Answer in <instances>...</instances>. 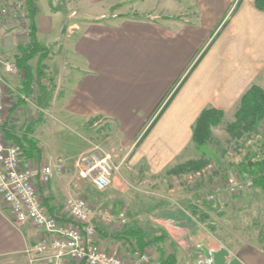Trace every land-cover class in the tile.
Returning a JSON list of instances; mask_svg holds the SVG:
<instances>
[{
    "label": "crops",
    "instance_id": "crops-1",
    "mask_svg": "<svg viewBox=\"0 0 264 264\" xmlns=\"http://www.w3.org/2000/svg\"><path fill=\"white\" fill-rule=\"evenodd\" d=\"M62 1L63 7L54 11L50 0H34L37 34L48 47L43 39L57 32L59 38L66 28V44L54 38L50 45L59 50L64 46L71 62L56 52L46 60L54 85L47 107L37 85L26 95L24 71L9 75L2 69L10 86L4 131L20 134L30 124L16 129L22 114L30 112L23 96L36 95L43 110L61 117H98L117 130L121 148L110 153L123 177L115 172L106 197L98 198L104 193L88 189L75 171L72 159L81 153L77 143L74 148L54 149L46 133L45 137L32 134L40 141L41 157L22 154L23 163L61 166L48 189L40 188L44 207L61 221H69L68 199L87 196L100 247L129 264H264L260 239L264 224L256 235L262 245L242 249L234 243L200 239L206 222L193 212L197 207L199 214H209L214 203V211L223 215L220 210L236 202L248 205L252 193L233 194L231 200H204V208L202 189L169 188L172 198L155 203L140 201L131 187L141 177L160 174L181 160L200 159L193 128L204 109L223 110L222 124L227 125L236 119L249 87L257 84L264 89V10L256 0ZM141 188L139 193L144 191ZM123 210L128 224L121 227L118 215ZM105 212L111 213V222L105 220ZM223 226H217L221 233ZM48 235L32 221L17 224L11 206L0 196V264H42L33 262L27 249ZM146 253L151 256L148 263L140 258Z\"/></svg>",
    "mask_w": 264,
    "mask_h": 264
},
{
    "label": "rangeland",
    "instance_id": "rangeland-1",
    "mask_svg": "<svg viewBox=\"0 0 264 264\" xmlns=\"http://www.w3.org/2000/svg\"><path fill=\"white\" fill-rule=\"evenodd\" d=\"M4 1L6 2L7 0ZM8 1L12 2L16 0ZM41 7L42 12L44 10L43 6ZM112 12H114V10H112ZM74 17L76 21L81 22V15ZM109 19H112V17H109ZM28 27L27 19H24L22 22L13 23L8 18H0V49L9 58L16 59L15 55L18 53L17 47L19 44H30ZM66 33L67 30L65 28V31L60 33L59 38V32H57L58 35L54 33L45 37V39H42L45 44H48L49 47L51 46L50 49L52 55L56 52L59 54L57 56L62 57L64 61L66 60V62L68 61L69 63L71 62L70 57L64 46L59 50L57 47L50 45L52 42L51 40L54 38L56 40L58 39L60 43L63 42L61 45L66 44ZM37 62L38 58L36 57L32 59L30 63L33 67H36ZM68 67H70V65ZM68 78L70 77L66 76V80ZM45 84L50 86L48 80H45ZM7 98L15 101L14 97ZM27 103L30 105V112L22 114L20 122L16 124V129H19L24 124L30 123L33 125L32 134H35L38 137H45L46 133L47 142L54 149L65 147L71 148L72 146V148H74V145L77 143L80 147L81 153H79L78 156L73 157V164L81 155L87 153L94 145L101 146L108 153L112 150L120 151L121 145L119 139L116 137L117 130L110 122H106L98 117L90 118L88 120H75L61 117L60 113L57 114L52 110H43L41 101L38 102L36 95L28 97ZM8 107L9 104L7 103V111ZM227 125L226 122H223L222 125L219 124L218 126L213 127L207 144L203 147H199L200 159L181 160L165 168L160 174H150V177H141L137 183L131 182V187L135 189H132L135 191H132V194L139 197L140 201L147 200L158 203L160 201L164 202L168 200V198H172V194L168 192L169 188H193L195 191L202 189L203 192L201 191L200 203H202V206L205 208L203 205L204 200L210 201L209 197L212 194H215L218 186L225 184L227 178H251L243 175L242 162L246 159L253 158L256 154H264V119L253 128L245 126L234 132L229 131ZM84 139L87 140V142H85ZM124 152L125 151H122V155ZM75 171H77L76 165ZM118 173L119 176H122L120 175L122 171H117L116 174ZM82 180H85V184L89 187L88 189L94 188L88 178L81 177V181ZM138 187H142L141 189L144 191L147 189L148 192L141 191L139 193ZM96 191L100 192L98 190ZM107 191L108 189L101 192L104 193ZM245 193H252V198H254L252 199L250 197L252 201L248 202L249 206L245 203L236 202L233 206L229 205L228 208L221 209L220 211H223V215L216 212L217 210L214 211V203H211L213 205L212 209L208 210V212L211 211L208 214L211 220L206 221L205 233L202 229L203 234H200L199 238L206 241H214L219 244L226 242L231 245V243H234L232 245L233 247L237 244L236 247H241L242 249L247 245L255 246L254 244L257 243L258 245H262L256 238V235L258 230L264 224V192L260 188L252 187L242 192V194ZM106 194L104 193V196H98V198H105ZM230 195L231 194L224 189V191L217 197L216 201L223 197L227 200H231L232 197ZM84 198L87 200V196ZM206 204L209 203L207 202ZM210 206L211 205H209L208 208ZM214 220L218 222L217 225L214 224ZM127 224L128 223L125 225ZM220 224L224 225L223 234L217 229V226ZM120 226L122 227V224ZM228 235L231 237H227ZM230 238H233L234 242L230 241Z\"/></svg>",
    "mask_w": 264,
    "mask_h": 264
},
{
    "label": "built area",
    "instance_id": "built-area-1",
    "mask_svg": "<svg viewBox=\"0 0 264 264\" xmlns=\"http://www.w3.org/2000/svg\"><path fill=\"white\" fill-rule=\"evenodd\" d=\"M26 3L27 0H0V18H8L13 23L22 22L28 17ZM2 69L9 75L22 73L16 59L9 58L0 50V196L11 206L17 224L32 221L49 234L36 245L28 247L27 252L32 261H40L42 264H69L71 261L85 264H129L122 256L100 247L97 230L92 222L93 208L84 197L72 196L68 199L66 209L71 218L69 221H61L44 207L40 188L48 189L54 172L60 170L61 166L24 164L22 147L6 138V95L10 86ZM75 165L79 176L88 178L99 191L107 190L113 182L114 173L120 171V165L114 161L113 155L99 145H94L81 155ZM252 187L254 184L251 178H227L209 200L217 199L224 189L233 195ZM105 215V220L111 222V213L105 212ZM118 219L124 225L128 222L124 210L120 211ZM140 258L144 263L151 260L147 253Z\"/></svg>",
    "mask_w": 264,
    "mask_h": 264
},
{
    "label": "trees",
    "instance_id": "trees-1",
    "mask_svg": "<svg viewBox=\"0 0 264 264\" xmlns=\"http://www.w3.org/2000/svg\"><path fill=\"white\" fill-rule=\"evenodd\" d=\"M64 2L62 0H50L52 10L61 9ZM258 8L264 10V0H256ZM28 9V29L30 45L19 44L16 56L17 65L20 70L24 71L23 89L27 93L37 85L42 94V104L47 107L53 95V81L49 76V66L46 64V60L50 59L52 52L50 47L42 44L37 34L36 15L37 7L34 0H27L26 3ZM38 58L36 67L31 65V60ZM45 80H48L50 86L45 84ZM224 118V111L213 107L204 109L199 115L193 128V141L197 147H203L207 144L212 128L222 123ZM264 119V89L253 84L242 95L240 105L236 111V119L234 122L227 125V129L234 132L237 129H242L245 126L249 128L255 127L259 122ZM33 125L29 124L20 134L6 133V138L17 142L22 147V154L26 157H41L40 141L32 135ZM4 125V130H5ZM242 173L253 180L254 187L260 188L264 192V154H256L253 158L246 159L242 162ZM194 214H196L201 220L206 222L208 220V213L197 210V207L193 208ZM212 224V223H211ZM162 237H166L163 234ZM260 239L264 240V228L261 229ZM172 261H175L174 255H169Z\"/></svg>",
    "mask_w": 264,
    "mask_h": 264
}]
</instances>
